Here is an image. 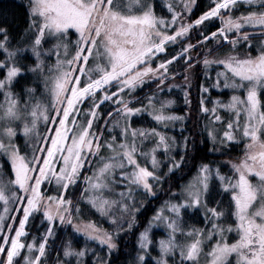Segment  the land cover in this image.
<instances>
[{
	"label": "snow or ice",
	"instance_id": "6c2138e0",
	"mask_svg": "<svg viewBox=\"0 0 264 264\" xmlns=\"http://www.w3.org/2000/svg\"><path fill=\"white\" fill-rule=\"evenodd\" d=\"M6 2L0 264H264V0Z\"/></svg>",
	"mask_w": 264,
	"mask_h": 264
},
{
	"label": "trees",
	"instance_id": "16d2710c",
	"mask_svg": "<svg viewBox=\"0 0 264 264\" xmlns=\"http://www.w3.org/2000/svg\"><path fill=\"white\" fill-rule=\"evenodd\" d=\"M24 2V0H16V4L15 5H11V7H13V9L15 10V20H12L11 15L9 16V20L13 23V26L15 27L16 24H20L21 27H23V15H22V10L18 7V5L20 3ZM199 4H200V8L201 10L203 9L204 5L207 3V0H198ZM0 6L2 7H9V4L6 2V0H0ZM195 90H193V97L195 98ZM181 105L178 104L176 107L177 109H179ZM191 123V121L189 122ZM178 131V128H177ZM240 147L238 146L236 151L233 152V156L239 155L240 154ZM210 159H222L219 156L216 157H209ZM161 232H157L156 235L159 236L161 235ZM59 243V241L57 242ZM123 243V251L124 252H129V253H133L134 254V245H135V239L130 235L126 238L125 241L122 242ZM78 246H82L81 242L80 245ZM56 255V253H53V257ZM127 259H131L130 256H125V255H120L116 261V264H123V262Z\"/></svg>",
	"mask_w": 264,
	"mask_h": 264
},
{
	"label": "rangeland",
	"instance_id": "374dc122",
	"mask_svg": "<svg viewBox=\"0 0 264 264\" xmlns=\"http://www.w3.org/2000/svg\"><path fill=\"white\" fill-rule=\"evenodd\" d=\"M146 126H148V125H146ZM83 242L81 241V244H82Z\"/></svg>",
	"mask_w": 264,
	"mask_h": 264
}]
</instances>
